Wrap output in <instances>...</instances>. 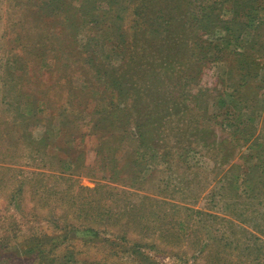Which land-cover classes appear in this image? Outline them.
I'll list each match as a JSON object with an SVG mask.
<instances>
[{"label":"rangeland","instance_id":"rangeland-1","mask_svg":"<svg viewBox=\"0 0 264 264\" xmlns=\"http://www.w3.org/2000/svg\"><path fill=\"white\" fill-rule=\"evenodd\" d=\"M252 82L264 0H0V264H264Z\"/></svg>","mask_w":264,"mask_h":264},{"label":"trees","instance_id":"trees-1","mask_svg":"<svg viewBox=\"0 0 264 264\" xmlns=\"http://www.w3.org/2000/svg\"><path fill=\"white\" fill-rule=\"evenodd\" d=\"M260 18V17H259ZM237 19H238V15L236 16V14H235V16H234V20L235 21H237ZM249 19L248 18H246V21L247 22H244L243 24V28L244 29H246V28H248L249 27V21H248ZM235 21H233L234 23H236ZM239 27L238 26H235L234 27V29L233 30H237ZM251 42V45H252V43H254L255 41H256V38H252L251 40H250ZM251 45L249 46V48L251 47ZM236 55H240V56H243L242 55V53H237ZM249 63H251V61H249L248 59H246V62H245V64L244 65H242L241 64V62H239V65L242 67V68H244V67H246L247 65H249ZM245 82H246V79H245V76H244V79H243ZM247 83V82H246ZM253 83V85H254V82H252ZM248 84V83H247ZM248 85H250V84H248ZM256 86H258L259 88H263L264 86L262 85V84H255L254 85V87H256ZM254 87L252 88V86L250 87V96H251V91L252 90H254ZM238 121V123H237V125H235V129H236V134H244V128L242 127H240V123L242 122V121H239V120H237ZM244 126H247V124H244ZM121 222V221H120ZM120 222L118 223V222H114V224H113V226H118V224H120ZM132 222V221H131ZM132 225V224H131ZM143 227V231H146V230H148V226H142ZM128 231H130V229H127ZM117 233H119V234H121L120 233V230L118 229V231H117ZM139 238H143L144 236H143V232H141L140 231V233H139ZM167 235H169V233L167 234ZM163 236H166V231H161L160 233H157V231L156 230H154V237H155V240H157V241H160V240H162V238H163ZM127 241V239L125 238V235L122 237V236H118V243L121 245V246H124V243ZM141 246H143V245H141V243L139 242V248H141ZM145 246H147V247H150V248H153L151 245H145ZM125 250V249H124ZM125 252H128L127 250H125ZM109 253H111V251H108V253L107 254H109Z\"/></svg>","mask_w":264,"mask_h":264}]
</instances>
